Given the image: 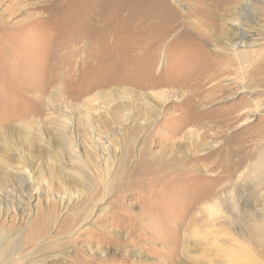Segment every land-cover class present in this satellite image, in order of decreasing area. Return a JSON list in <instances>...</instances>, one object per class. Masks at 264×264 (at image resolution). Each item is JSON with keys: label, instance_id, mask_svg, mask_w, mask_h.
Instances as JSON below:
<instances>
[{"label": "rangeland", "instance_id": "374dc122", "mask_svg": "<svg viewBox=\"0 0 264 264\" xmlns=\"http://www.w3.org/2000/svg\"><path fill=\"white\" fill-rule=\"evenodd\" d=\"M239 35L260 55L246 63L249 71L264 57V0H0V229L13 219L25 240L39 206L51 204L54 214L39 241L24 242L8 264L190 260L187 250L203 248L187 241L189 220L217 189L231 197L219 202L229 213L264 214L258 171L248 182L240 172L230 182L226 166L238 156L216 164L236 136L247 139V154L253 141L242 128L212 131L214 146L195 157L193 140L187 143L184 165L167 179L136 172L145 150L165 149L186 120L191 92L181 90L189 84L206 95L213 71L228 63L223 49ZM218 79L233 81L230 89L248 84L251 92L216 94L214 109L264 92L247 77ZM262 119L263 111L243 127Z\"/></svg>", "mask_w": 264, "mask_h": 264}, {"label": "bare ground", "instance_id": "6f19581e", "mask_svg": "<svg viewBox=\"0 0 264 264\" xmlns=\"http://www.w3.org/2000/svg\"><path fill=\"white\" fill-rule=\"evenodd\" d=\"M196 27L198 26L196 25ZM200 27L202 28V26ZM204 31L207 32L206 29ZM213 34H215V32ZM248 37H252V35H248ZM244 39L245 36L239 35L235 40H231L233 42L231 47L223 49L228 54L223 55L228 56V63H220V71H213V84L203 89V92L207 93L206 95H201L196 91H192L191 88L194 87H190L189 84L185 85L186 87L181 90L182 92H185L187 89L191 92L187 97L191 100V108L186 115V120L181 123L179 130L172 134L171 142L165 146V149L155 153H152L151 149L149 152V148L145 150L143 153V162L140 163L141 166L139 168H136L137 173L149 171L148 174L150 175L164 178L170 177L174 171H177L180 166L184 165V162L182 161V153L188 151L190 145L187 146V143L193 140L191 144H194L195 150L193 156L195 157L196 152L202 149L201 147L205 146V144L208 146H214V142H208L209 138L216 135V133L211 134L212 131L225 133L228 129L235 127L242 128L239 134L243 137L246 136L251 138L250 141H253L250 146L248 145L247 154L244 150L247 139L241 141L242 137L236 136L229 141L226 140V145L223 146L221 155L218 157L216 164L231 160L232 156L237 155L239 159L234 163L230 162L229 165L226 166L229 170L228 177L230 182L234 180L238 172H240L238 177L241 181L245 182L248 178V173L253 172L254 170L258 171L259 177L264 181V120H260L258 124L251 128L243 127L252 121L257 113L259 114L261 111L264 112V107H262L264 103V97H262V94H264V92L256 93L255 97L251 99H249L250 97H243V100H240L238 104L224 107V109H214L210 106L216 104V102L212 101V99L216 97V94L228 92L232 88L241 89L242 92L247 89L249 94L251 92L248 84H234L231 86V89L230 87L228 88V84L230 86V83L233 81L230 80V82L223 85L219 81H216L220 80L218 79V76L221 75L234 74L236 78L240 77L242 79L247 77L248 80L253 81V88L257 87V89H263L264 57L255 63V66L252 69L247 71L246 63L251 60H256L260 55L252 50H247L245 48ZM215 42L221 48L225 43L222 41V38H218V36L215 38ZM229 98L230 97L227 99ZM227 99L223 98L218 100L217 103L224 102ZM186 128L187 130L184 131ZM19 136H21V134H17L13 137L14 139H18ZM216 139L217 138H215V140ZM254 141H256V143H254ZM178 146L179 149L177 150L176 148H178ZM28 150L37 152V155L42 154L40 148H28ZM146 152L147 155H151L152 157L149 159L146 158ZM204 156L205 158L206 156L207 158L212 157L210 153L205 154ZM245 164L248 168L245 171H241ZM212 165L213 164H210L208 166L211 168ZM195 167L196 165H194L193 168ZM5 168L6 163L0 161V173H4ZM178 178L180 180V177ZM243 186L244 183L242 184L241 182L236 184V192L238 193L239 189ZM219 191L220 190L217 189L214 193L207 196L205 195L203 200L200 199L198 210H200L199 213L201 212L202 214L198 215L197 212V214H195V216L192 215L189 220L187 229L190 228L188 234L191 235V237H189L187 241L193 240L198 248L200 247L203 249L195 252H189V250H187L186 252L188 253L190 260H178L176 264H264V214H261L258 211L250 212L248 215H233L229 213L228 209L225 206H221L219 202L222 200V202L226 203L230 201L231 197L227 199L229 196H226V194L225 197L223 196L221 198L219 196ZM220 194L222 195V193ZM257 200L259 201L260 197H258ZM16 211H18V208H16ZM22 211L23 210L21 209V212ZM207 211L210 212L207 213ZM51 214V204L49 207L43 205L39 206L36 218L32 221L25 240L21 238L20 232L13 230L14 222L13 219H10L7 227L0 229L1 264H8L9 261L18 256L24 242L25 245H31L36 241H39L48 226L47 218H52L54 215ZM77 221L78 220L76 219L71 226L73 227ZM87 222L88 223L85 224L88 226L91 221ZM196 236L197 238H195ZM7 245H9V247H7Z\"/></svg>", "mask_w": 264, "mask_h": 264}]
</instances>
